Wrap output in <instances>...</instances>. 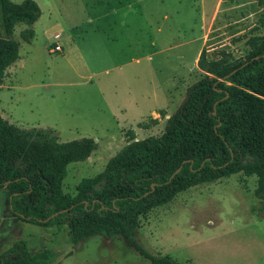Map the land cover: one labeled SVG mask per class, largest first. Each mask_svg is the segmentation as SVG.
Wrapping results in <instances>:
<instances>
[{
	"label": "rangeland",
	"instance_id": "rangeland-1",
	"mask_svg": "<svg viewBox=\"0 0 264 264\" xmlns=\"http://www.w3.org/2000/svg\"><path fill=\"white\" fill-rule=\"evenodd\" d=\"M35 1L41 14L33 38H21L23 24L14 29L19 59L5 69L0 113L20 128L49 129L58 141L97 142L87 159L66 167L62 191L71 196L131 136L162 134L188 87L205 74L197 66L203 48L208 60L232 64L264 36L258 0ZM55 34L63 51L50 53ZM257 182L240 171L182 191L141 215L135 237L176 264H264ZM69 230L17 220L0 191V254L15 255L23 242L50 264H149L119 236L73 244Z\"/></svg>",
	"mask_w": 264,
	"mask_h": 264
},
{
	"label": "trees",
	"instance_id": "trees-1",
	"mask_svg": "<svg viewBox=\"0 0 264 264\" xmlns=\"http://www.w3.org/2000/svg\"><path fill=\"white\" fill-rule=\"evenodd\" d=\"M40 14L35 0H0V84L19 58L15 26H26L21 38L29 42ZM197 66L205 74L188 87L162 134L131 136L102 171L79 181L72 196L62 191L66 167L87 159L97 142L58 141L49 129L20 128L0 114V191L12 215L41 227L68 224L73 244L94 235L119 236L149 264H176L137 241L141 215L182 191L240 171L258 177L254 195L264 204V36L232 64L208 60L203 48ZM18 249L13 260L7 251L0 259L50 264L23 242Z\"/></svg>",
	"mask_w": 264,
	"mask_h": 264
},
{
	"label": "built area",
	"instance_id": "built-area-1",
	"mask_svg": "<svg viewBox=\"0 0 264 264\" xmlns=\"http://www.w3.org/2000/svg\"><path fill=\"white\" fill-rule=\"evenodd\" d=\"M60 38L59 34L54 35V43L53 46L50 47L49 52L55 53V52H61L62 46L59 44L58 39Z\"/></svg>",
	"mask_w": 264,
	"mask_h": 264
},
{
	"label": "flooded vegetation",
	"instance_id": "flooded-vegetation-1",
	"mask_svg": "<svg viewBox=\"0 0 264 264\" xmlns=\"http://www.w3.org/2000/svg\"><path fill=\"white\" fill-rule=\"evenodd\" d=\"M19 249H17V251H18ZM6 258L7 259H10V260H13V258H14V255H11V254H8L7 256H6ZM5 258V259H6ZM5 259L3 258V259H0V264H7L6 263V261H5Z\"/></svg>",
	"mask_w": 264,
	"mask_h": 264
},
{
	"label": "crops",
	"instance_id": "crops-1",
	"mask_svg": "<svg viewBox=\"0 0 264 264\" xmlns=\"http://www.w3.org/2000/svg\"><path fill=\"white\" fill-rule=\"evenodd\" d=\"M201 28H202V27H201ZM59 44H60V43H59ZM60 45H61V44H60ZM61 46H62V45H61ZM62 51H63V47H62ZM62 51H61V52H62ZM197 57H198V55L196 56V59H195V60H197ZM18 59H19V58H18ZM18 59H17V61H18ZM17 61H15L14 63H16ZM14 63H13V64H14ZM0 114H1V113H0ZM153 114H156V113H153ZM1 116H2V115H1ZM2 117H3V116H2ZM3 118H4V117H3ZM4 119H5V118H4ZM8 122H9V121H8Z\"/></svg>",
	"mask_w": 264,
	"mask_h": 264
}]
</instances>
